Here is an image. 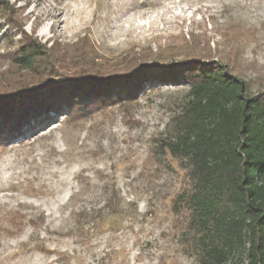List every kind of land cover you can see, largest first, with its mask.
<instances>
[{"label": "rangeland", "instance_id": "1", "mask_svg": "<svg viewBox=\"0 0 264 264\" xmlns=\"http://www.w3.org/2000/svg\"><path fill=\"white\" fill-rule=\"evenodd\" d=\"M7 1L23 31L67 60L82 38L95 69L131 58L168 68L199 53L227 62L249 94L264 90V0ZM16 29L0 16V89L24 73L2 35L16 44ZM187 93L157 84L129 102L54 115L0 146V264H197L171 203L183 170L153 149Z\"/></svg>", "mask_w": 264, "mask_h": 264}, {"label": "trees", "instance_id": "2", "mask_svg": "<svg viewBox=\"0 0 264 264\" xmlns=\"http://www.w3.org/2000/svg\"><path fill=\"white\" fill-rule=\"evenodd\" d=\"M14 11L0 0V16L20 34L15 44L14 34L2 33L11 48L7 58L24 72L0 89V146L54 115L129 102L157 84H186L170 134L157 138L153 148L155 157L183 170L184 187L171 203L182 216L186 252L197 264H228L232 258L264 264V90L249 94L227 62L199 53L185 54L168 68L131 58L120 69H95L86 38L77 43L79 54L67 60L55 45L23 31ZM76 59L81 66L68 69L66 62Z\"/></svg>", "mask_w": 264, "mask_h": 264}]
</instances>
